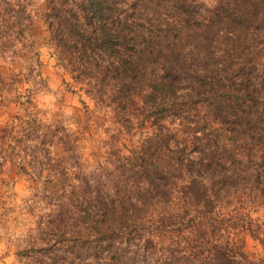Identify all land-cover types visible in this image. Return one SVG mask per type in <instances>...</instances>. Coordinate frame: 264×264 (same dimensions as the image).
Returning <instances> with one entry per match:
<instances>
[{"label":"trees","instance_id":"1","mask_svg":"<svg viewBox=\"0 0 264 264\" xmlns=\"http://www.w3.org/2000/svg\"><path fill=\"white\" fill-rule=\"evenodd\" d=\"M45 1L57 62L116 121L141 104L151 131L126 152L113 146L111 167L86 172L76 136L42 121L31 87L21 90L41 85L38 58L26 78L0 75V95L21 109L0 126V172L22 159L41 180L34 205L46 206L16 255L27 264H264V253L223 238L220 216L230 204L264 208V0H175L178 15L156 32L132 28L149 0ZM28 5L0 0L4 62L36 55ZM192 113L188 136L165 122ZM229 223L264 245V218Z\"/></svg>","mask_w":264,"mask_h":264},{"label":"rangeland","instance_id":"2","mask_svg":"<svg viewBox=\"0 0 264 264\" xmlns=\"http://www.w3.org/2000/svg\"><path fill=\"white\" fill-rule=\"evenodd\" d=\"M27 1L32 17L29 32L34 41L33 51L36 55L22 52L11 62L0 60V75L19 73L21 77L26 78L27 69L35 66L34 58L37 57L39 65L36 64V69L40 71L43 81L35 88H32L35 86L32 84L33 82L22 84L21 90L31 87L33 104L39 117L44 122H60L76 136V151L82 170L89 172L100 165L111 167L108 160L115 153L112 149L113 146L126 152V149L137 146L144 134L151 131V128L145 127L147 124H143V119L139 115L137 106L139 107L141 104L137 102L136 106H131V113L129 115L125 113V118L121 121H116L111 109L96 104L92 96L86 93L85 82L80 79L74 80L71 74L56 60L55 46L50 38L46 21V1ZM192 1L199 5L202 3L211 4L214 0ZM142 5L145 8L144 12L137 13H142L143 17L141 15L139 19L137 18L138 26H132L140 31L156 32L159 25L166 27L164 23H169L173 16L178 15L179 5L175 0H149ZM139 10L138 8L137 11ZM188 61L193 64V61L197 60ZM6 97L8 96L5 94L0 95V126L10 120L13 114L21 111L19 105ZM190 115L187 118H176L175 120L167 117L165 122L172 123V127L176 128L175 132L177 129H181L179 133H184L182 136H188L187 127L194 125L193 120L197 117L195 113ZM199 123H196L195 126ZM201 127L200 131H203ZM206 130L207 128H205ZM52 150L60 154L58 147ZM23 162L21 159L19 164L5 163L2 172H0V264H27V260L16 255V250L23 245L20 240L25 232L33 226L35 215L39 211L46 210L42 201H38L37 205H34L32 201L33 193L41 191V180L31 175L34 177L32 178L23 172L19 167L24 164ZM220 216L227 219L226 222L222 221L224 227H222L221 235L232 246L250 256L264 253L263 244L230 224L239 223L242 220L251 219L255 222L258 219H263V207L255 209L247 203L230 204L223 207Z\"/></svg>","mask_w":264,"mask_h":264}]
</instances>
